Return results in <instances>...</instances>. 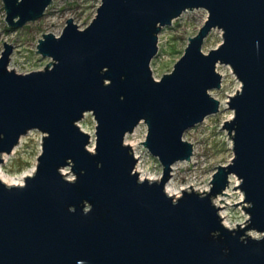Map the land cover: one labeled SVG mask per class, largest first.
Masks as SVG:
<instances>
[{
	"label": "water",
	"instance_id": "water-1",
	"mask_svg": "<svg viewBox=\"0 0 264 264\" xmlns=\"http://www.w3.org/2000/svg\"><path fill=\"white\" fill-rule=\"evenodd\" d=\"M3 1L9 25L20 27L53 0ZM201 7L204 24L158 79L162 28ZM214 29L222 41L205 51ZM4 45L0 163L29 130L43 136L35 171L20 184L0 179V264H264V0H101L85 27L69 17L60 34L43 32L36 50L51 60L27 72L9 66L13 45ZM219 63L241 81L222 126L234 154L216 165L209 189L170 195L173 164L194 154L184 133L221 108L211 93L222 86ZM87 112L93 148L79 124ZM143 120L140 142L162 163L160 179L140 176L126 141ZM231 175L249 214L236 227L214 200L230 194Z\"/></svg>",
	"mask_w": 264,
	"mask_h": 264
},
{
	"label": "rangeland",
	"instance_id": "rangeland-1",
	"mask_svg": "<svg viewBox=\"0 0 264 264\" xmlns=\"http://www.w3.org/2000/svg\"><path fill=\"white\" fill-rule=\"evenodd\" d=\"M100 2L101 0H53L42 16L30 20L20 27H13L6 20L4 1L0 0V54L5 47L4 41H6L13 45L9 62L11 68L19 72L44 68L51 57L43 56L36 50L38 40L43 36V32L51 31L60 34L69 17H73L80 27H85L95 16ZM207 15L208 10L203 7L186 10L180 17L174 19L171 25L162 28L159 34L160 53L152 60L155 77L160 78L163 73L173 69L175 62L184 52L189 37L198 32ZM221 41V30L214 29L206 37L203 48L208 51ZM217 69L223 74L222 86L211 89V93L221 100V108L218 112L206 116L202 122L187 129L184 133V138L194 142V154L191 160H181L173 164L169 180L178 188L192 182H194V186L203 187L209 184L208 187H210L212 175L217 168L216 165L227 163L234 154L232 137L228 130L222 126L226 119L234 115V110L228 106L227 101L230 95L241 87V81L233 73L229 64L219 63ZM79 124L82 129L91 133L92 141L89 147L93 148L96 129L93 113L87 112ZM147 131L148 125L143 120L133 132L126 135V141L130 144L135 142L136 148L142 152V159L139 158L137 165L140 163L139 166L144 169L147 175L159 177L153 179H160L163 174L162 163L140 142L146 138ZM42 136L43 133L36 128L23 135L11 153L3 154V161L0 163L1 172L3 171L13 178H18L32 169H34L31 171L33 173L38 163V155L42 150ZM63 171H69L66 173L67 177H75L70 166L65 167ZM236 179H238L237 176L231 175L230 184L226 188V192L232 193L222 194L229 201L226 210L230 213L229 222L232 223L230 227H236L237 223L245 224L249 216L246 209L242 207L245 204L241 201L244 198L243 191L240 188H233ZM215 199L216 197H214ZM239 201L241 202L233 204ZM248 232L253 235H261L253 229Z\"/></svg>",
	"mask_w": 264,
	"mask_h": 264
},
{
	"label": "bare ground",
	"instance_id": "bare-ground-1",
	"mask_svg": "<svg viewBox=\"0 0 264 264\" xmlns=\"http://www.w3.org/2000/svg\"><path fill=\"white\" fill-rule=\"evenodd\" d=\"M132 144H133V147L135 148L136 146H135V142H131ZM137 155L139 156V157H141L142 156V152H137ZM138 167V171H140L139 173H140V176L142 177V178H159L158 176H151V175H147L145 172H144V169L143 168H141L140 166H137ZM34 169H32L31 171H33ZM31 171L30 172H28V173H31ZM28 173H23L22 175H20L18 178H13V177H9L8 176V174L7 173H5V172H1V170H0V179L2 180V181H4L5 183H7V184H20V183H23V180H24V177L28 174ZM239 183V180L238 179H236V181H235V186L237 185ZM192 184V187L190 186ZM209 184H207V185H205V186H194V182H192V183H190V184H188V185H185V186H183L182 188H178V187H176L174 184H172L171 183V181L169 180L167 183H166V186H165V189H166V191L168 192V194H170V195H173V196H179L180 194H181V192H182V190L183 189H189V188H194V189H198V190H202V191H204V190H206V189H208L209 187ZM229 186V185H228ZM228 188V187H227ZM237 188H238V186H237ZM236 189V188H235ZM228 193H232V192H228ZM222 194H224V193H222ZM222 194H220V195H217L216 196V199H215V203L219 206H222V207H219L220 208V213H221V215H222V217H223V219H224V223L226 224V225H228V226H232V223L230 224V222H229V218H230V213L226 210V205L228 204V200L222 195ZM243 196V195H242ZM220 199H224V201H221Z\"/></svg>",
	"mask_w": 264,
	"mask_h": 264
},
{
	"label": "built area",
	"instance_id": "built-area-1",
	"mask_svg": "<svg viewBox=\"0 0 264 264\" xmlns=\"http://www.w3.org/2000/svg\"><path fill=\"white\" fill-rule=\"evenodd\" d=\"M133 149H134V153H135V155L138 157V160H139V158H141L142 159V156L141 157H139L138 155H137V152H141L139 149H137L136 147L134 148L133 147ZM138 163V162H137ZM140 164V163H139ZM139 164L138 165H136V166H139ZM136 169H138V167H136ZM150 179H153V178H150ZM224 220V219H223Z\"/></svg>",
	"mask_w": 264,
	"mask_h": 264
},
{
	"label": "clouds",
	"instance_id": "clouds-1",
	"mask_svg": "<svg viewBox=\"0 0 264 264\" xmlns=\"http://www.w3.org/2000/svg\"><path fill=\"white\" fill-rule=\"evenodd\" d=\"M158 79H160V78H158Z\"/></svg>",
	"mask_w": 264,
	"mask_h": 264
}]
</instances>
